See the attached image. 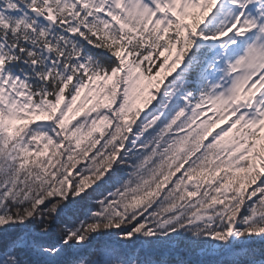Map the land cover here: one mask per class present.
I'll return each mask as SVG.
<instances>
[{"label": "snow or ice", "instance_id": "obj_1", "mask_svg": "<svg viewBox=\"0 0 264 264\" xmlns=\"http://www.w3.org/2000/svg\"><path fill=\"white\" fill-rule=\"evenodd\" d=\"M0 264H264V0H0Z\"/></svg>", "mask_w": 264, "mask_h": 264}]
</instances>
